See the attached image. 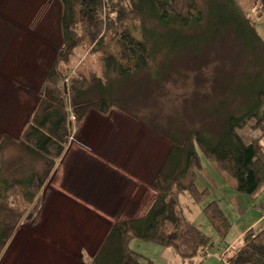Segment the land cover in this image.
<instances>
[{
    "label": "rangeland",
    "instance_id": "1",
    "mask_svg": "<svg viewBox=\"0 0 264 264\" xmlns=\"http://www.w3.org/2000/svg\"><path fill=\"white\" fill-rule=\"evenodd\" d=\"M235 2L264 41V0ZM60 12L58 0H0V184L21 185L34 173L39 176L34 174L32 181L35 176L45 179L40 188H30L34 204L38 203L34 209L25 201L23 205L18 192L21 188L16 185L1 196L15 213L13 219L5 221L15 225L0 253V264H79L80 259L88 263L112 222L143 214L154 200L156 172L171 146L167 136L183 137L192 128L215 130L221 118L204 111L212 101L228 97V109L243 106L223 87L230 88L246 58L237 49L224 48L226 44L233 47L224 38L203 55L179 57L169 72L161 73L158 82L147 72L132 79L137 85L128 83L118 92L126 114L112 111L101 116L88 111L78 122L67 100L69 80L82 74L99 77L101 73L100 52L84 40L70 53L62 68L64 77L56 82L58 95L65 98L68 139L60 157L48 167L44 158L27 154L20 137L42 89L47 87L50 67L59 58ZM126 15L120 12L118 20L129 21ZM82 112L80 109V115ZM261 144L264 149V137ZM195 149L199 166L194 168V184L199 190L207 189L208 198L196 207L186 196L180 202L198 251L191 259H181L172 255L171 247L130 240V248L152 264H220V246L238 243L241 232L264 208V192L254 196L237 193L235 180L198 147ZM134 185L138 186V196L126 204L119 193L127 195ZM210 201H215L229 219L224 238L201 209ZM17 215L21 218L18 225Z\"/></svg>",
    "mask_w": 264,
    "mask_h": 264
},
{
    "label": "trees",
    "instance_id": "2",
    "mask_svg": "<svg viewBox=\"0 0 264 264\" xmlns=\"http://www.w3.org/2000/svg\"><path fill=\"white\" fill-rule=\"evenodd\" d=\"M58 1L61 6L59 58L45 80L46 88L50 89H42L31 120L20 137L27 154L44 158L48 167L60 157L68 139L65 98L58 95L56 82L64 77L62 68L80 42L85 40L93 50L100 52L101 73L99 77L82 74L69 80L67 100L78 122L88 111L101 116L112 111L126 114L128 110L123 108L118 92L128 83L137 85L132 79L147 72L158 82L161 73L169 72L179 57L189 53L192 57L203 55L224 38L233 44V47L226 44L224 48L237 49L246 58L245 66L231 79L230 88L223 87L231 90V98H238L243 106L228 109L225 105L230 100L228 97L212 101L204 111L221 118L215 130L192 128L183 137L167 136L171 146L156 172L153 190L157 195L150 209L112 222L90 264H152L130 248L132 239L171 247L181 259L193 258L198 242L182 214L180 198L186 196L188 202L196 206L208 198V190H199L194 184V168L199 166L196 147L235 180L237 193L254 196L264 192L261 144L264 137V41L235 0ZM124 11L129 21L118 20V15ZM80 109H83L81 115ZM34 174L21 185L0 184L5 189H0V253L7 246L15 225V222L5 221L9 217L13 219L15 213L1 196L9 186L16 185L17 189L21 188L18 192L23 205L25 201L34 209L38 203L34 204L30 188H40L45 181L37 176L32 181ZM136 196L138 194L134 198ZM35 199L39 200L36 196ZM203 212L224 238L229 221L221 208L210 201L204 204ZM20 219L17 215V225ZM263 222L244 237L239 249L223 253L220 264H264Z\"/></svg>",
    "mask_w": 264,
    "mask_h": 264
},
{
    "label": "crops",
    "instance_id": "3",
    "mask_svg": "<svg viewBox=\"0 0 264 264\" xmlns=\"http://www.w3.org/2000/svg\"><path fill=\"white\" fill-rule=\"evenodd\" d=\"M126 190V189H125ZM127 192H128V194L127 195H124V193L122 194L121 193V195H120V193H119V197H121V198H124V200L126 201V204H128L130 201H132L133 199H134V197H135V195L137 194L136 192H137V188H136V186L134 185V186H130V189H128L127 190ZM115 194H117V192L115 193ZM115 197V196H114ZM263 197H264V193H263ZM118 201V200H117ZM119 202H121V201H119ZM204 207V206H203ZM203 207H201V209L203 210ZM259 209V208H258ZM262 209H264V208H262ZM263 216L264 215H261L258 219H259V221H261L262 220V218H263ZM229 220V219H228ZM256 223H250V227L249 228H253V226L255 225ZM259 224H257L256 226H258ZM255 226V227H256ZM241 238H242V236H241V234H240V240H241ZM233 244H236V243H234V241L233 242H231L230 244H228V245H233ZM96 250L97 249H95V250H93L94 251V253L96 252ZM173 250V249H172ZM171 250V251H172ZM62 253H64V252H62ZM172 253V255H174V256H176V257H178L176 254H175V252H174V250L171 252ZM94 255V254H93ZM93 257V256H92ZM92 257L90 256L89 258H88V263L85 261V260H81L80 259V262H78L79 264H90V262H91V259H92ZM68 259V261H69V259L70 258H67ZM78 261V260H77Z\"/></svg>",
    "mask_w": 264,
    "mask_h": 264
},
{
    "label": "bare ground",
    "instance_id": "4",
    "mask_svg": "<svg viewBox=\"0 0 264 264\" xmlns=\"http://www.w3.org/2000/svg\"><path fill=\"white\" fill-rule=\"evenodd\" d=\"M193 206H195L196 207V205H193ZM150 207H151V204L147 207V209H146V211H148L149 209H150ZM181 209V211H182V214L184 215V217H185V219H186V221L189 223V221H188V217L186 216V214H184L185 212H184V209H182V208H180ZM259 209H261V208H259ZM191 211V209H190V207H188V212H190ZM259 212H261V215H264V209H261V210H258ZM261 222H262V220L261 221H259V219H256L255 221H253V223H256V224H261ZM264 223V222H263ZM190 224V223H189ZM192 227V226H191ZM252 231H253V229L252 228H248L247 230H243L242 232H241V236H242V240H240L238 243H236V244H233V245H226L225 247H223L222 245L220 246V249H221V251H222V253H225V252H227V251H231V250H237V249H239L242 245H243V239H244V237L247 235V234H249L250 232L252 233ZM231 248V249H230Z\"/></svg>",
    "mask_w": 264,
    "mask_h": 264
}]
</instances>
